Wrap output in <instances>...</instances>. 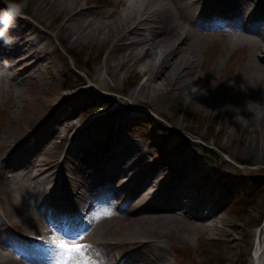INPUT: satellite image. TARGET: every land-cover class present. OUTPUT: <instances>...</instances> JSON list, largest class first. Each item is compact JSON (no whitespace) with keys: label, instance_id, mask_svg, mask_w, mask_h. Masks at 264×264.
<instances>
[{"label":"bare ground","instance_id":"bare-ground-1","mask_svg":"<svg viewBox=\"0 0 264 264\" xmlns=\"http://www.w3.org/2000/svg\"><path fill=\"white\" fill-rule=\"evenodd\" d=\"M24 1L23 12L43 20L58 5L63 14L44 29L18 19L9 33L16 43L7 47L0 41V94L21 97L37 79L50 110L0 123V264H50L48 241L59 233L83 235L80 242L92 246L87 255L98 264H174L173 242L208 232L233 249L243 237L221 213L233 193L230 163L222 182L231 188L218 194L216 178L208 182L204 175L214 160L174 143L172 135L165 144L141 138L116 143L132 118L125 114L132 109L129 102L109 106L111 129L96 141L79 138L88 126L69 136L83 119L75 120L76 109L64 110L76 95L52 86L54 72L64 73L58 61L65 65L53 38L64 36L68 46L111 42L104 62L110 79L93 73L97 86L115 90L122 71H134L145 81L131 92L133 104L153 105L162 114L170 97H182L219 116L227 137L222 141L220 132L215 146L232 159L253 155L263 162L264 0H115L110 11L94 10L83 0ZM94 108L93 114L107 109ZM152 146L153 152L162 151L161 159L148 166ZM29 159L30 165H22ZM105 210L112 214L95 219ZM7 223L18 233L9 232ZM258 238L254 257L264 264L262 227Z\"/></svg>","mask_w":264,"mask_h":264},{"label":"rangeland","instance_id":"rangeland-1","mask_svg":"<svg viewBox=\"0 0 264 264\" xmlns=\"http://www.w3.org/2000/svg\"><path fill=\"white\" fill-rule=\"evenodd\" d=\"M6 2L1 0L0 8H6ZM19 2L25 5L24 0H19ZM85 2L94 10L110 11L113 9L115 0H83V3ZM50 13L51 15L46 17V20L38 18L32 11H24L22 15L40 29H44L53 17L63 14L59 5ZM62 16L61 18H63ZM55 31L49 30L52 34ZM53 40L54 45L58 47V51L64 57L65 65H63V61H58V66L64 68V73L54 72L52 86L60 87L62 93L68 97L76 95L73 100V106L64 110L71 112L76 109L75 120L83 119V123H78L77 128H73L67 133L69 136H74L77 129L88 126V128L78 133L79 138L88 144L96 141L99 136L107 134L111 129L113 116L110 114V107L129 102L132 109H125V114L127 116L131 115L130 117L132 118L128 120L126 126L121 128L116 143L118 142V144L122 145L133 139L141 138L145 139L146 143L158 141L165 144L164 141L167 139V135H172L174 143L179 141L188 144L193 147V150L199 154L201 159L207 157L214 160L210 169L204 175L206 174L208 182H212L213 178H216L213 185L216 187L218 194H222L231 188L229 187L230 185L222 182L227 170L226 162L233 167L229 170L231 172L234 169L229 177L231 181H234L232 186L233 193L221 213H226L231 228L238 230L235 235L243 237V239H240L233 249L226 248L222 239H217V236H211L212 234L209 232L199 237L194 235L184 242H173L169 254L172 260L176 261L174 264H256L254 254L258 246L259 229L260 227L264 228V196L263 193H257V190L264 185V161L257 162L253 155L248 160H235L228 156L225 151L215 146L214 139L219 137L218 135L223 126L219 116L212 112L202 111L182 97H170L162 107V114L156 112L157 110L153 108V105L147 103L133 104L129 99L131 92L139 88L145 81V77L138 75L134 71H122L123 79L118 83V88L115 90H106L97 86L92 78L93 73L98 71L101 76L110 79L106 74L104 62L111 42L105 43L97 40L95 42L89 41L84 45L68 46L64 36L60 37V39L54 36ZM121 51L119 50L118 53H121ZM215 56V54L212 55L213 58H210L209 61H213ZM77 67L86 71L79 72L84 84L80 87L68 88L67 84L70 81H74V79L76 80ZM112 84L114 85V82ZM62 85L63 88L61 87ZM89 87L90 91H87ZM16 94L11 98L8 93L5 95L0 94V123L8 124L12 123L15 117L24 116L25 119H28L34 114L37 116L45 115L50 111L47 105V97L41 91V85L37 79L32 80L28 84L26 91L22 93L21 97ZM111 101L112 105L108 107L109 109L107 108L108 110L100 109L96 114L92 113L93 106H95L93 110L101 106L105 108ZM178 119H181L187 126H191L192 129H183L180 125H175L174 122ZM47 126H50V124ZM171 126L172 131H168L167 129L171 128ZM193 129L197 130L198 133L195 134ZM202 133H207V137L201 138ZM148 134L150 136L146 137ZM226 137L227 134L222 131L220 139L225 141ZM35 139L33 137L31 140ZM189 140L193 145L188 143ZM153 149L155 150V147L153 148L152 146L151 152L148 154V166L157 164L161 159L162 151L153 152ZM82 152L83 149L80 147L78 153L81 154ZM31 162H33L32 159L25 160L22 165L25 163L30 165ZM203 182V177L199 178L198 186ZM240 201L243 205L238 206ZM7 230L12 234L18 233L10 223H7ZM11 239L15 241L14 237H11ZM247 256L250 259L248 257V260H246Z\"/></svg>","mask_w":264,"mask_h":264},{"label":"snow or ice","instance_id":"snow-or-ice-1","mask_svg":"<svg viewBox=\"0 0 264 264\" xmlns=\"http://www.w3.org/2000/svg\"><path fill=\"white\" fill-rule=\"evenodd\" d=\"M110 211H102L96 214L95 219L110 216ZM84 236L77 233L75 236L59 233L53 236L48 243L53 249V256L50 264H98L94 259L87 255L92 247L90 244L81 243Z\"/></svg>","mask_w":264,"mask_h":264},{"label":"clouds","instance_id":"clouds-1","mask_svg":"<svg viewBox=\"0 0 264 264\" xmlns=\"http://www.w3.org/2000/svg\"><path fill=\"white\" fill-rule=\"evenodd\" d=\"M24 4L19 0L6 2V8L0 11V41L7 47H11L16 43V38L9 35L10 30L15 28L18 19H24L22 15ZM195 91V89H194Z\"/></svg>","mask_w":264,"mask_h":264},{"label":"trees","instance_id":"trees-1","mask_svg":"<svg viewBox=\"0 0 264 264\" xmlns=\"http://www.w3.org/2000/svg\"><path fill=\"white\" fill-rule=\"evenodd\" d=\"M5 1H7V2H10V1H12V0H5ZM0 3H1V0H0ZM1 5V4H0ZM74 55V54H73ZM72 55V56H73ZM74 57V56H73ZM76 62L78 63V60L76 59ZM78 66V65H77ZM79 67V66H78ZM77 67V70H78V74H77V76H76V80L74 79V81H70L67 85H68V88H74V87H80V86H82V84H84V80L80 77V75H79V72H86V71H84V70H82V69H79ZM111 103H112V101L111 102H109L108 103V105L106 106V108H108L110 105H111ZM257 193H263V196H264V185L261 187V189H258L257 190ZM242 201V200H241ZM238 202V206H241V205H243V203L242 202ZM243 201H245V200H243ZM238 206H236L237 208H238ZM235 209V208H234ZM235 211H238V210H235Z\"/></svg>","mask_w":264,"mask_h":264}]
</instances>
